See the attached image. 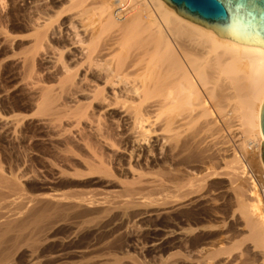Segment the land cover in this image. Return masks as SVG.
Returning a JSON list of instances; mask_svg holds the SVG:
<instances>
[{
  "label": "bare ground",
  "instance_id": "bare-ground-1",
  "mask_svg": "<svg viewBox=\"0 0 264 264\" xmlns=\"http://www.w3.org/2000/svg\"><path fill=\"white\" fill-rule=\"evenodd\" d=\"M41 1L30 0L33 12L25 16L24 2L0 0L7 9L0 14V54L26 42L18 34L29 32L26 78L31 64L55 61L59 78L53 77L63 96L78 95L76 109L70 100L75 110L68 113L65 96L64 105L57 101L61 112L56 100L62 93L38 86L34 69L30 78L38 88L30 90L42 95L43 121L67 117L90 150L81 139L89 153L82 159L76 153L82 168L72 163V147L63 150L67 169L50 170L67 183L92 177L115 190L74 193L69 185L68 191L34 194L23 186L25 175L0 167V264H141L122 260L118 239L104 241L110 230L125 236L120 230L137 220L149 222L145 249L169 264H264V196L251 174L257 162L264 172V48L220 37L163 0H50L49 7ZM6 58L0 60L5 68L19 63L7 65ZM94 117L102 123L96 129ZM223 127L240 141L234 144L243 161ZM255 142L259 161L247 148ZM227 193L229 208L222 201Z\"/></svg>",
  "mask_w": 264,
  "mask_h": 264
},
{
  "label": "rangeland",
  "instance_id": "rangeland-1",
  "mask_svg": "<svg viewBox=\"0 0 264 264\" xmlns=\"http://www.w3.org/2000/svg\"><path fill=\"white\" fill-rule=\"evenodd\" d=\"M20 1V0H19ZM18 0H17V3L19 4V3H21L22 4V2H24L22 5H20L19 7L21 8L20 10H22L23 8H25V10L23 9L22 11H23V13H24V15L26 16V14L27 13H29V11H30V14H29V16L30 15H32V13L31 12H33L32 10H29L30 8V4H29V1L30 0H25V1H23V0H21L20 2H19ZM41 1V0H40ZM46 1H48V3L50 4V0H43V2L41 1V3H43L44 4V2H46ZM6 2V1H5ZM5 2H3V3H5ZM7 3V5L6 4H2V5H4V7H6L7 8V6H10V2H6ZM47 2L44 4L45 6H47V7H49V4H48ZM26 4L28 5V6H26ZM42 4V5H43ZM0 5H1V2H0ZM2 5L0 6L1 8V12H0V14H5L4 13V11L5 12H7V9H9V7L6 9V10H4V8H3V10H2ZM51 6V5H50ZM26 7H28V8H26ZM29 10V11H28ZM3 11V12H2ZM22 11L20 12V13H22ZM23 15V16H24ZM27 16H28V14H27ZM27 33L29 34V32H24V33H20V34H18V35H20V36H24V38H26V42H25V40H23V42H21V41H19V42H21L19 45L18 44H16V43H19L18 41H16V43H13L12 45L13 46H16L15 48H8L9 50L10 49H12L11 50V52H13V56H14V54H17V55H15V58L18 56V54H19V56L17 57V60H18V62L19 63H16L17 62V60L12 56V55H10L11 54V52H10V54H9V52H7L8 51V49L7 50H4V53L2 52V54H0V58L1 57H3V58H6V57H4L5 55H10L11 57H9L8 56V60H10V61H13L14 63H16L17 64V66L16 65H14L16 68L18 67V69H15V70H12V69H14L15 67L12 65V62H11V65L13 66V67H11L10 65H8V64H10V61H8L7 60V58L5 59V61L7 60V65L9 66V68L7 67V68H5V63L4 62H1L2 63V66L0 67V120H2L3 119V121L4 120H6V121H2V123H1V121H0V167L2 168V169H4L5 171H7V172H9L10 170H13L15 173H17V174H19L20 176H21V174H22V176L23 175H27L26 177L25 176H23L24 178H22V180H23V186H24V188L29 192V193H34V194H40L41 192L42 193H44V192H49L50 190H51V188H53L52 190H56V191H68V189L70 188V187H72L71 189H69V192H72L73 190V192L75 193H77V192H81V190L83 191V192H81V193H86V190H88V193H90V189H91V192H96V191H98V190H96V189H99V187L101 186L100 184H99V182H97L98 180L96 179V178H89V177H86L85 179L83 178L82 180H84V181H72V183L70 182V181H68V183H67V181H65V180H63V178H61L60 176H58V174L56 173V171H54L55 170V167H56V169L57 170H59L60 168V170H63V168H64V166H65V169H67L66 167H67V162H65L66 160H65V154L67 155V152H64L65 150H68L67 148H72V151H74L75 150V153L73 152L72 153V155L74 154V155H76V153L78 154V155H80V158L82 159V157L83 156H85L87 153H85V150H86V148H84V146H83V144L84 145H87L86 147H88V149L90 150V148H89V145L87 144V142H89V138L87 139L88 141H85V138H87V137H85L84 138V133L82 134V130L80 131V133L83 135V137H81V135H80V133L78 132L79 130H80V128L76 125V124H74V126L72 125V123L70 124V123H68L67 122V120L68 119H66L67 117H65V119H63L62 118V116H61V118L59 117V119H60V121H58V118L57 119H55L54 118V120L55 121H57V122H44L43 121V119H44V117L46 116V115H43V114H40L41 112H39V105H40V101L42 100L41 98H42V95H41V93H38L37 95L36 94H34L32 91H33V89L35 88H33V86L32 85H34V86H36L37 85V83L36 82H38V80H39V82H38V86H40L41 84H43V85H41L40 87H42V86H44L45 87V85L48 87H50V88H55L54 90L56 91V92H54V90H52L54 93H55V95H56V93L58 92V91H60L61 92V90H60V88H59V83H58V80H55V78L57 79V77L59 78V74H58V72L55 74V70L57 69H55V67H54V69H53V65L55 64V61L52 59L51 61H53L54 62V64H53V62H50V60H49V58H46V57H43V59H42V62L41 61H37L36 62V64H31V66L33 67V69L34 70H36L35 72H37V73H34L35 74V76L33 75V72H32V68H31V66H30V71H31V73L32 74H30V77H31V75H33L34 76V78H30V79H34L35 81H36V79L38 78V75H39V77H40V79H43L42 81L40 80V79H38L36 82L33 80H30L29 78L27 79L26 78V76H28L29 75V73L25 76V72L27 71V70H24L23 68L25 67L26 69H27V67L26 66H24V64H22L23 63V60L26 58L25 56H27V55H25V54H27L26 52L25 53H23V51H25V49H27V50H29V47L31 46V40L29 39V37H27L28 35H27ZM17 34V33H16ZM15 35V34H14ZM27 38L30 40V41H28L27 42ZM31 44H30V43ZM15 44V45H14ZM17 45H18V49H16L17 48ZM21 45V46H20ZM12 46V47H13ZM18 52V53H14V51L15 50ZM15 51V52H16ZM4 54V55H3ZM22 54V55H21ZM2 55V56H1ZM3 58H1L0 60H2ZM21 59L22 60V62H20L19 61V59ZM24 58V59H23ZM44 59H48L47 61H45ZM4 60V59H3ZM16 60V61H15ZM43 60L45 61V62H43ZM49 64H48V63ZM42 65H40V64ZM19 64V65H18ZM20 65L22 66V68L20 67ZM54 66H56V65H54ZM20 67V68H19ZM47 67V68H46ZM12 68V69H11ZM3 69H4V71H3ZM8 69V70H7ZM13 72H12V71ZM49 70V71H48ZM2 71V72H1ZM9 71H10V74H9ZM25 71V72H24ZM28 71H29V68H28ZM29 71V72H30ZM56 71H58V70H56ZM4 72V73H3ZM6 72V73H5ZM47 72H49V74H51L50 76H49V74L47 73ZM2 73V74H1ZM25 73V74H24ZM36 74H37V76H36ZM46 74H48V75H46ZM53 74V75H52ZM6 75V76H5ZM10 75V76H9ZM55 75V76H54ZM8 76V77H7ZM15 76H16V78H15ZM32 76V77H33ZM47 76V77H46ZM55 78H54V77ZM49 77V78H48ZM11 78H13V79H11ZM21 79V80H20ZM45 79V80H44ZM29 80V81H28ZM52 80V81H51ZM21 81V82H20ZM42 83H41V82ZM43 81H45V82H43ZM36 83V85H35V83ZM40 83V84H39ZM46 83V84H45ZM28 84V85H27ZM25 87V88H24ZM26 87H27V89H26ZM33 89H32V88ZM37 87V86H36ZM48 87V88H49ZM3 88V89H2ZM24 88V89H23ZM38 88V87H37ZM49 88V89H50ZM30 89H32V91L30 90ZM24 90V91H23ZM29 90H30V92H29ZM60 92H58L57 93V95L59 94V95H61V93H62V95L60 96V97H62V98H59L58 100H56V102L57 101H62V102H60L61 104H65L66 102H70V100H71V103H74L75 104V109H76V106H77V104H76V100L78 101L79 100V97H77L75 94H72V92H69V96L72 94V97H74L75 98V96H76V100L74 99H71V97H70V99L69 98H67L68 96H67V93L68 92H66L65 91V93H64V95L66 96V98H64V99H69L68 101H65V103H63L64 102V99H63V97H65V96H63V92L64 91H62L61 93ZM5 93H6V96H5ZM32 93V94H31ZM8 95V96H7ZM32 95H33V97H32ZM58 95V96H59ZM75 95V96H74ZM36 96H39V98L40 99H38ZM4 97H5V99H4ZM57 97V96H56ZM7 98H8V100H7ZM31 98V99H30ZM34 101H33V100ZM57 99V98H56ZM63 99V100H62ZM7 100V101H6ZM39 100V101H38ZM31 101V102H30ZM72 101H74V102H72ZM34 102V103H33ZM71 103H66L65 104V108H66V106H68L69 104H70V108L69 107H67L66 109H68V110H70L68 113H70V112H72V111H74L75 109H74V107H72L73 105L71 104ZM31 104V105H30ZM57 104H59L58 102H57ZM56 104V105H57ZM28 105H30V106H28ZM33 105H35V107L33 106ZM60 105V104H59ZM63 105H60V106H58L57 105V107H60V111H61V106H63ZM31 107V108H30ZM72 107V108H71ZM35 108V109H34ZM65 108L63 107V109L65 110ZM74 109V110H73ZM17 110V111H16ZM64 110H62L61 112H63V113H66V111H64ZM67 110V111H68ZM58 111H59V108H58ZM12 112V113H11ZM38 112V113H37ZM8 114V115H7ZM40 114V115H39ZM41 115H43L42 117H41ZM63 115V117L64 116H66V115H64V114H62ZM16 116V117H15ZM18 116V117H17ZM52 116V115H51ZM50 116V117H51ZM10 117L14 120V122H13V120L12 119H10ZM53 117V116H52ZM51 117V118H52ZM41 118V119H40ZM46 119L48 118V117H45ZM95 118V117H94ZM97 118V117H96ZM96 118H95V120L93 119V121L94 122H96L97 120H96ZM39 119V120H38ZM65 120V121H64ZM98 120H100V119H98ZM101 120H103V118L101 119ZM234 120H236V119H234ZM7 121L9 122V124H12V125H9L8 123H7ZM19 123H18V122ZM39 121V122H38ZM42 121V122H41ZM64 122V123H63ZM93 122V123H94ZM234 122H236V121H233V123H232V126L234 125V126H236L237 124L236 123H234ZM4 123V124H3ZM8 125H7V124ZM14 123H16V125H14ZM51 123V124H50ZM57 123V124H56ZM99 123H101V122H96V123H94V125H93V127L96 129L97 127H98V124ZM237 123H238V121H237ZM6 124V125H5ZM24 124V125H23ZM40 124V125H39ZM44 126H43V125ZM46 124V125H45ZM53 124H54V126H53ZM62 124H64V125H62ZM102 124V123H101ZM56 125V126H55ZM97 125V126H96ZM4 126H11L12 127V129H11V131H9L10 130V128H5ZM46 126V127H45ZM60 126V127H59ZM77 126V127H76ZM100 126V125H99ZM59 127V128H58ZM63 127V128H62ZM81 127H82V125H81ZM237 127V126H236ZM71 128H72V130H71ZM83 128V127H82ZM81 128V129H82ZM233 129L235 128V127H232ZM8 129V130H7ZM56 131H55V130ZM57 129H60L59 131L57 130ZM63 129V130H62ZM94 129V130H95ZM73 130H75V131H73ZM228 130L229 129H227V128H224L223 127V132H224V134L226 135V140L227 141H229V144L231 145V148H233V146H234V148H233V152L234 153H236L238 156H240V159H242L241 157H242V155L244 154L243 153V150L239 147L238 148V142H239V144H240V141H238V139L237 138H235V139H237V140H234V142H233V135L232 134H230V132L228 133ZM16 131V132H15ZM65 131L67 132L66 134H65ZM70 132V133H69ZM73 132V133H72ZM85 132V131H84ZM87 132H89L88 130L85 132V133H87ZM95 132V131H94ZM62 133H63V135H62ZM77 133V134H76ZM93 133V132H92ZM70 134V135H69ZM71 134H72V136H73V138L72 137H69V136H71ZM79 134V135H78ZM89 134H90V132H89ZM7 135V136H6ZM14 135V136H13ZM26 135V136H25ZM31 135V136H30ZM62 136V137H58V136ZM65 135H67L66 137H65ZM69 135V136H68ZM75 135H77V136H75ZM232 135V136H231ZM76 137V138H75ZM81 137V138H80ZM231 137V138H230ZM29 138V139H28ZM62 138V140H60ZM73 139V140H70L71 142L72 141H75V142H72V143H74L73 145H72V143H71V146H69V144L70 143H68V142H70L69 141V139ZM74 138H75V140H74ZM51 139V140H50ZM53 139V140H52ZM66 139H68V141L66 140ZM77 139H78V141H77ZM80 139V140H79ZM84 139V143H83V141L82 140ZM92 139V138H91ZM32 140V141H31ZM64 141H67V143H68V147L67 146H65L67 143L66 142H64ZM80 141V142H79ZM235 141H236V144H234L235 143ZM50 142V143H49ZM63 143V144H62ZM66 143V144H65ZM77 143V144H76ZM91 143V142H90ZM256 143V144H255ZM254 143V145L252 146V145H250V146H248L247 148L249 149L248 151L250 152V154L252 153V156H255V158H256V160H258L259 161V159H258V155H259V143L258 142H255ZM60 144H62V145H60ZM32 145V146H31ZM80 147V150H79V147ZM236 145V146H235ZM82 147V148H81ZM241 151H239V150ZM62 150V151H61ZM64 150V151H63ZM88 150V151H89ZM78 151V152H77ZM79 151H80V153H79ZM84 152V153H82V152ZM87 151V152H88ZM106 151H108V150H106ZM64 153V154H63ZM241 153H243V154H241ZM89 154V153H88ZM87 154V155H88ZM258 154V155H257ZM2 155V156H1ZM62 155V156H61ZM5 156V157H4ZM73 157H75V156H73ZM76 159L75 158H73L74 160H73V162L72 163H74V162H76V160H78V158H79V156H77L76 155ZM63 158V159H62ZM108 159V162H109V158H107ZM230 159V158H229ZM54 160V161H53ZM61 160H62V162H61ZM48 161V162H47ZM72 161V160H71ZM80 161V160H79ZM242 161H243V159H242ZM41 162V163H40ZM56 162V163H55ZM257 162V161H256ZM66 165H65V164ZM71 163V164H72ZM80 163H81V161H80ZM244 163V162H243ZM13 164H14V167H13ZM47 164H49L50 165V167H49V165H47ZM245 164V163H244ZM5 165V166H4ZM10 165V166H9ZM51 165L53 166L52 167V169H54V170H52V171H54L53 172V174H52V171L50 170V168H51ZM55 165H57V166H55ZM73 165H76V166H78L79 165V167H75V168H82V165L81 164H79V163H77L76 162V164L74 163ZM72 165V166H73ZM258 165V166H257ZM253 166V172H251V174H252V178H253V180L255 181V183L259 186V189H260V193H261V195L262 196H264L263 194H264V172H263V170H262V167H260V164H259V162H257V164L254 166V164L252 165ZM9 168H12V169H9ZM15 168V169H14ZM17 168V169H16ZM19 168V169H18ZM64 169V170H65ZM24 170V171H23ZM26 172V173H25ZM51 174H50V173ZM30 174V175H29ZM54 174H57V175H54ZM32 175V176H31ZM54 175V176H53ZM31 179H30V178ZM39 177V178H38ZM27 178V179H26ZM37 178V179H36ZM41 178V179H40ZM55 178V179H54ZM25 179V180H24ZM36 179V180H35ZM46 179H48V181L46 180ZM62 179V180H61ZM32 180V181H31ZM34 180V181H33ZM92 180H93V183H92ZM95 180V181H94ZM97 180V181H96ZM37 181V182H36ZM42 181V182H41ZM57 181V182H56ZM46 182V183H45ZM50 182V183H49ZM96 182V183H95ZM70 183V184H69ZM38 184V185H37ZM66 184V185H65ZM73 184V185H72ZM94 184H96V185H98V186H96V185H94ZM69 185H70V187H69ZM74 185H75V187H74ZM87 185V186H86ZM26 186V187H25ZM33 186V187H32ZM47 186V187H46ZM68 186V187H67ZM88 186H89V188H88ZM103 186V185H102ZM102 186H101V188L99 189L100 190V192L101 191H105L106 189L103 187V189H102ZM86 187V188H85ZM97 187V188H96ZM261 187V188H260ZM36 188V189H35ZM39 188V189H38ZM77 188H78V190H77ZM83 188H85V189H83ZM93 188V189H92ZM95 188V189H94ZM31 189V190H30ZM61 189V190H60ZM67 189V190H66ZM102 189V190H101ZM38 190V191H37ZM48 190V191H47ZM80 190V191H79ZM115 189H107L106 191H109V192H113ZM262 191V192H261ZM35 192H37V193H35ZM99 192V191H98ZM227 195V196H226ZM224 196H226V197H224ZM223 196V198H222V201L224 202H222L223 203V206L224 207H227V205L226 204H229L230 203V199L228 200L227 198L230 196V194H225ZM226 200H228L229 202L227 203V201L225 202ZM262 208H264V197H262ZM226 206H225V205ZM227 208H229V207H227ZM135 223V225H133ZM149 224V222H147L146 223V221H143V220H137L136 222H133L132 224H131V226L130 227H128L127 229H125L124 231L122 230H120V232H122V234H123V232L125 233V236H124V234H123V236L122 237H120V236H116L115 234H117L114 230H110L108 233H110V234H108L107 232L105 233V240H104V236L102 237V239H101V241H111V240H114L115 241V239H118L117 240V242L115 241V243H117V245L119 246H117V245H115V246H117V249H118V255H120V257H121V255H122V260L123 261H127L128 259H130V260H132V261H136V262H138V263H141V264H169L170 262H168V261H166L165 260V257L164 258H162V257H158V256H161V254H159V255H157V257L158 258H160V259H157V257H156V255H155V253H152V254H150V252L147 250V249H145L146 248V246H144L147 242H148V240H149V238L146 236V228L148 227L147 225ZM134 227V228H133ZM133 228V229H132ZM132 229V230H131ZM128 230V231H127ZM144 230H145V232H144ZM115 233H114V232ZM111 235H112V237H111ZM114 235L116 236V237H114ZM128 235V236H127ZM127 236V237H126ZM146 236V237H145ZM118 237V238H117ZM107 238V239H106ZM110 238H112V239H110ZM115 238V239H114ZM120 238V239H119ZM121 238H123L122 240V242H120L121 241ZM109 239V240H108ZM129 239V240H128ZM103 241V242H104ZM113 242V241H112ZM118 243H121V245L120 244H118ZM124 245V246H123ZM130 245V246H129ZM144 246V247H143ZM123 247V248H122ZM121 251H127L126 253L124 252V254H126L125 256L127 257H124L123 258V256H124V254H123V252L122 253H120ZM148 252V253H147ZM129 256V257H128ZM153 256V257H152ZM161 258L163 259V260H165V261H163V260H161ZM125 259H127V260H125ZM134 259V260H133ZM130 260H128V261H130ZM160 260V262L158 263V261ZM128 261L126 262V263H128ZM123 264H125V263H123Z\"/></svg>",
  "mask_w": 264,
  "mask_h": 264
},
{
  "label": "water",
  "instance_id": "water-1",
  "mask_svg": "<svg viewBox=\"0 0 264 264\" xmlns=\"http://www.w3.org/2000/svg\"><path fill=\"white\" fill-rule=\"evenodd\" d=\"M182 17L235 42L264 48V0H163ZM264 134V104L261 110ZM264 161V141L262 147Z\"/></svg>",
  "mask_w": 264,
  "mask_h": 264
}]
</instances>
